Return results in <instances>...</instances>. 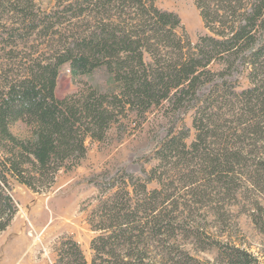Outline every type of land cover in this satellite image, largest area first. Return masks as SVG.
Instances as JSON below:
<instances>
[{
  "label": "trees",
  "instance_id": "obj_1",
  "mask_svg": "<svg viewBox=\"0 0 264 264\" xmlns=\"http://www.w3.org/2000/svg\"><path fill=\"white\" fill-rule=\"evenodd\" d=\"M194 2L206 30L196 43L155 0H0V233L18 211L10 179L47 193L89 140L143 129L155 111L157 164L88 178L92 256L65 235L53 264H264V0ZM66 63L92 81L60 98ZM242 200L263 236L257 252L231 210Z\"/></svg>",
  "mask_w": 264,
  "mask_h": 264
},
{
  "label": "rangeland",
  "instance_id": "obj_2",
  "mask_svg": "<svg viewBox=\"0 0 264 264\" xmlns=\"http://www.w3.org/2000/svg\"><path fill=\"white\" fill-rule=\"evenodd\" d=\"M55 0H36L44 9L54 6ZM157 6L177 12L193 43L201 33H205L204 24L194 0H155ZM87 76L73 78L70 65L62 66L57 80L56 93L60 98L78 92L91 83ZM107 87L104 80L99 82ZM248 86L242 79L241 87ZM148 114V121L143 129L134 128L129 123L127 131L121 138L114 126L105 141H88V154L81 164L71 171L62 170L53 189L47 193H36L28 187L10 179L13 197L18 211L6 230L0 233V264H53V248L59 238L68 235L74 237L82 246L88 259L92 253L90 243L96 235L87 222V215L97 204L96 187L87 179L94 174L114 169L116 166H127L131 171L138 170V164L144 163L150 169L157 164L153 159L157 137L151 131L152 121L157 115ZM184 123L191 129L186 142L190 144L195 138L191 113L185 116ZM162 125V124H161ZM161 130L162 126L159 127ZM16 135H23L27 126L22 122L12 125ZM146 160H149L146 162ZM150 187H156L152 184ZM243 200L231 207L241 230V238L246 246L257 252L262 246L263 236L256 229L250 213L242 207ZM191 248V244H186ZM214 253L203 256L212 258Z\"/></svg>",
  "mask_w": 264,
  "mask_h": 264
}]
</instances>
